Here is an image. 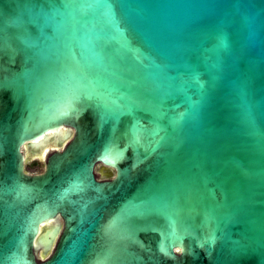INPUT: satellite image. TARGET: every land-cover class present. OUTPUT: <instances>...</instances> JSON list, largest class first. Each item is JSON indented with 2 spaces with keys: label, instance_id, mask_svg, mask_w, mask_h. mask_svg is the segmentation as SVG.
Returning <instances> with one entry per match:
<instances>
[{
  "label": "water",
  "instance_id": "95a60500",
  "mask_svg": "<svg viewBox=\"0 0 264 264\" xmlns=\"http://www.w3.org/2000/svg\"><path fill=\"white\" fill-rule=\"evenodd\" d=\"M0 264H264V0H0Z\"/></svg>",
  "mask_w": 264,
  "mask_h": 264
},
{
  "label": "rangeland",
  "instance_id": "374dc122",
  "mask_svg": "<svg viewBox=\"0 0 264 264\" xmlns=\"http://www.w3.org/2000/svg\"><path fill=\"white\" fill-rule=\"evenodd\" d=\"M48 150V149H47ZM45 150V152L43 153V157L42 158H39V157H35V156H30L26 162H25V169L28 171V172H31V173H35V172H41L43 167H44V157H45V153L47 152H51L52 151V148H50L48 151ZM24 154H27L26 150L24 149ZM97 176L100 177V178H104L105 176H103L101 173H100V170H97ZM47 241V240H45ZM42 258V257H40Z\"/></svg>",
  "mask_w": 264,
  "mask_h": 264
},
{
  "label": "bare ground",
  "instance_id": "6f19581e",
  "mask_svg": "<svg viewBox=\"0 0 264 264\" xmlns=\"http://www.w3.org/2000/svg\"><path fill=\"white\" fill-rule=\"evenodd\" d=\"M47 149H48V148H47ZM47 149H44V151L47 150ZM44 151H43V152H44ZM47 151H48V150H47ZM42 155H43V154H42Z\"/></svg>",
  "mask_w": 264,
  "mask_h": 264
},
{
  "label": "flooded vegetation",
  "instance_id": "af4514ba",
  "mask_svg": "<svg viewBox=\"0 0 264 264\" xmlns=\"http://www.w3.org/2000/svg\"><path fill=\"white\" fill-rule=\"evenodd\" d=\"M44 152H45V151H44ZM44 152H43V153H44ZM43 153H42V154H43ZM42 170H43V169H42ZM30 173H31V172H30ZM35 173H38V172H35Z\"/></svg>",
  "mask_w": 264,
  "mask_h": 264
}]
</instances>
